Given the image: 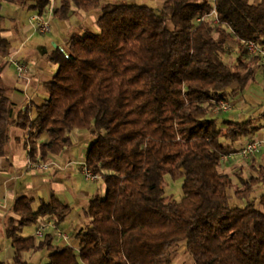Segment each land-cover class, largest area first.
Instances as JSON below:
<instances>
[{
  "label": "trees",
  "instance_id": "obj_1",
  "mask_svg": "<svg viewBox=\"0 0 264 264\" xmlns=\"http://www.w3.org/2000/svg\"><path fill=\"white\" fill-rule=\"evenodd\" d=\"M6 2L42 17L52 8L61 20L75 9L102 11L96 31L73 32L68 52L49 55L58 70L43 84L47 97L34 117L17 108L2 82L12 47L2 15ZM214 8L217 22H197ZM248 41L264 47V0H165L160 8L0 0V157L8 153L12 127L26 131L36 162L71 148L74 130H87L93 140L85 162L106 185L104 195L89 200V222L75 236L79 248L57 244L53 231L23 233L46 217L61 226L74 210L70 204L54 193L36 210L34 198L19 197L5 229L14 264H28L25 253L43 250L45 264H171L183 241L193 264H264V193L261 207L252 199L264 185V153L261 162L260 152L250 156L252 172L245 177L241 169L239 185L222 171L230 146L264 132V114L220 125L221 113H213L263 68ZM232 43L237 61L226 64ZM167 175L183 178L180 200L166 195Z\"/></svg>",
  "mask_w": 264,
  "mask_h": 264
},
{
  "label": "crops",
  "instance_id": "obj_2",
  "mask_svg": "<svg viewBox=\"0 0 264 264\" xmlns=\"http://www.w3.org/2000/svg\"><path fill=\"white\" fill-rule=\"evenodd\" d=\"M58 2L59 0H55V4ZM4 5L5 3L3 7ZM12 6L16 8L15 14H7L2 11V15L9 22V25H6L5 21L4 26L6 29L5 33L12 45L10 54L4 59L7 64L2 82L8 89L17 108L23 110L29 109L31 115L34 117L36 115L35 107L44 104L47 97L43 84L53 78L58 70V65L49 59V55L57 48L68 52L70 35L75 31L88 29L86 28V24L89 19L78 9H75L71 16H78L80 18L78 20H81L79 24L72 25L71 16L65 20L52 16L53 23L55 20H58L54 25L56 35L52 34L47 39L45 38L42 44L35 49L29 45L26 49L27 43H30L34 32H36L37 22L35 18L38 14L17 4H13ZM94 20H96V17L92 16V21ZM63 28H67L69 32L61 36ZM14 55L17 56V60L30 63L29 71L26 73L28 78L20 79L15 73L10 71V59ZM260 70L263 71V68ZM241 118V116H236L235 121H243ZM85 131L87 130H81L80 132L84 133ZM11 137L8 153L6 156L0 157V236L3 233L1 229L3 227L4 229L6 228L8 218L12 215L14 202L21 196L26 195L34 198L33 205L40 207L42 201L48 202L52 194L55 193L62 201L70 204L73 208H80L89 203V200L97 193L105 194L106 185L104 183L98 185L93 192L92 189H81L76 179L73 178L72 174L76 173L75 168H73L74 163L79 165L78 171L81 172V162L85 160V155L78 160L73 156L70 149H65L61 154L51 156L48 169L44 171L33 170L28 165L30 162L29 151L31 146L26 145L27 133L23 134L19 131V128L12 127ZM85 149L87 150L88 147ZM51 167L54 168V172L47 173L46 171ZM64 171L72 178L71 186L66 185L63 178L61 179ZM76 190L78 196L75 194ZM35 209L38 210L39 208ZM49 219L52 218L46 217L42 219L38 227L42 222H46ZM66 222L60 227L66 226ZM69 228L71 229V224ZM35 231L30 235L35 234ZM55 242L61 246L70 244L75 248H79V240L76 237L72 238L70 235L69 240H63L56 236ZM5 248L8 259H14V249L11 241L6 242ZM32 253H25L24 258L28 261V264H38L33 259L36 258V254L39 252H35L33 256L31 255ZM46 258L42 263L45 264L48 256Z\"/></svg>",
  "mask_w": 264,
  "mask_h": 264
},
{
  "label": "rangeland",
  "instance_id": "obj_3",
  "mask_svg": "<svg viewBox=\"0 0 264 264\" xmlns=\"http://www.w3.org/2000/svg\"><path fill=\"white\" fill-rule=\"evenodd\" d=\"M165 0H102L103 3H107V2H116V3H130V4H139V5H148L151 6L153 8H160L162 7V5L164 4ZM14 3H10V2H6L4 7H3V12L4 13H10V14H15L16 8L15 6H12ZM50 10H52V8H50ZM81 12L86 16V18H88V22L86 24V28L92 30V31H96L97 30V19L101 14V9H95L89 12H85L82 11ZM49 16H44L49 17L52 23V31L46 34L41 33L40 31L36 30V32H34L33 34V39L30 41V43H27L26 49L29 46L33 47L34 49L36 47H38L39 45L42 44V41L45 40V38L47 39L50 35L54 34L56 35V31H55V24L58 20H55V22H52V16L53 13L51 14L50 12L47 13ZM92 16L96 17V20L92 21ZM72 20L71 23L72 25L75 24H79V22H81V20L78 16H71ZM84 22V21H82ZM5 24V23H4ZM6 25H9V22L6 21ZM78 26V25H77ZM69 30L67 28H63V30H61V36H64L66 34H68ZM232 46V50L231 52H229L225 57H224V62L226 64H232L235 63V61H237V57H238V46L235 43L230 44ZM13 60H17V56L14 55L13 56ZM25 62V61H22ZM27 63V62H26ZM54 63V62H53ZM56 64V63H55ZM30 66V63L28 64ZM10 71L12 73H15V75H18V69H17V64L15 62H11V66H10ZM29 71V70H28ZM28 73V72H27ZM26 78H28L27 74H26ZM25 79V78H23ZM230 102L232 103V108L229 112L227 113H221L219 114V121H220V125H224L226 120H236V116H241L243 121H247L250 119H259V120H263L262 115L264 114V72L259 70L256 74V78L254 80H252L247 86L246 88H244L242 90V92L240 93V95L233 97L230 99ZM259 120L257 121L259 123ZM19 131L23 134L26 133V131L19 129ZM81 130H74L71 133V136L74 140V145L70 149V151L73 153V156H75V158H77L78 160H80L81 158H83L82 156L85 155V148H87L90 142H92V138L89 135L88 131H85L84 133L80 132ZM264 137V132H259L257 133L254 137L247 139V138H243L242 141L240 143H238L237 145L234 146H230V149H235L236 147H240L245 145L247 142L251 141V139H255V138H263ZM89 142V143H88ZM87 146V147H86ZM228 148V149H229ZM264 153V148L263 150L257 154V160L258 161H262L261 157L262 154ZM77 160V161H78ZM32 162H36L31 160ZM37 162H41V163H49L46 161H37ZM252 163V158L249 157L248 159L244 160L241 157H239L238 155H233L229 160H227L223 166H222V171L230 174V176L234 179L235 184L239 185V179L237 177V173L244 168V176L247 177L249 173L252 172L250 165ZM78 167L79 165L77 163H74L73 168H75L76 173L72 174L73 178L76 179V182H78L79 187L81 189L84 190H93V192L96 190V188L98 187V185H102V179H98L97 181H91V180H87L85 178V176L82 174V172L78 171ZM47 173L49 172H54V168H50L49 170L46 171ZM68 173H66V171L63 172V175L61 177V179L63 178L64 183L68 186H71L72 184V178L69 177L67 175ZM256 174V172H255ZM182 184H183V178H179V179H173L171 178L169 175L166 176V195H168L169 199L171 200H180L184 193H183V189H182ZM230 193L233 195L234 194V189L230 190ZM264 193V185L258 186L252 196V199H254L257 203V205L259 207H261V195ZM76 196H78L77 194V190L75 191ZM233 202L236 205H244L245 203L243 201H239L237 199H233ZM89 203H86L85 205H83V207L81 206L80 208H74V210L72 211V213L68 216L67 218V224L66 226L60 227L57 226L54 221L52 219H49L48 221H46L45 223L48 224V229L46 230V232L49 231H53L54 233H56V229L54 228V226H57L60 230L68 233L72 238L76 236L77 232L84 227L88 222L89 219L86 217L85 215V211L88 207ZM35 208H39V206H34ZM69 224H71V229L69 228V226H67ZM38 227L37 225H32V226H28L25 227L24 229V234L25 235H30L31 233H33L36 228ZM6 229V228H5ZM3 230L2 232V236H0V241L3 244V250L0 252V260H4L7 264H14V259H8L7 255H6V242L7 241H11L7 236H6V230ZM56 236V234H55ZM35 252H33L31 255L33 256ZM36 258H34L33 260L36 261V263L38 264H44L42 262L45 261V259H47L46 257L48 256V251L47 250H43L42 252L40 251L39 253L36 254ZM172 262L171 264H193V261L190 257L189 252H187L186 250V242L183 241L180 243V246L177 247V249L174 250L173 254H172Z\"/></svg>",
  "mask_w": 264,
  "mask_h": 264
},
{
  "label": "built area",
  "instance_id": "obj_4",
  "mask_svg": "<svg viewBox=\"0 0 264 264\" xmlns=\"http://www.w3.org/2000/svg\"><path fill=\"white\" fill-rule=\"evenodd\" d=\"M52 14V10H50ZM210 17H214L215 22L218 21L217 14L215 8L212 12L205 14L203 17L197 18V22H201L204 19H208ZM36 30L40 31L43 34L49 33L52 29V23L49 17H42L37 15L36 16ZM248 51L250 55H258L263 65L264 69V47L259 46L254 41H248ZM11 62H15L17 64L18 75L17 77L20 79L26 78V73L29 70V65L26 62H22L19 60H13V57L10 59ZM232 103L230 101H220L216 104L215 108L213 109V113H227L231 110ZM264 148V137L263 138H255L251 141L247 142L245 145L236 147L235 149H228L222 155V161L226 162L229 160L233 155H238L242 159H248L251 155L255 153H259ZM29 168L33 170L44 171L49 168L50 164L48 163H41V162H29ZM81 172L85 176L87 180L97 181L101 178L99 174H96L90 169L87 163L84 161L81 162ZM56 229V236L63 239L69 240V234L60 230L57 226H54ZM48 229V224L42 222L37 230L35 231V235L37 237H42L46 230Z\"/></svg>",
  "mask_w": 264,
  "mask_h": 264
}]
</instances>
